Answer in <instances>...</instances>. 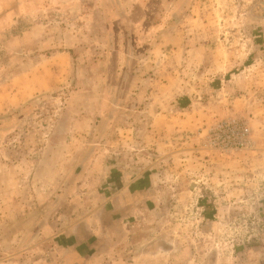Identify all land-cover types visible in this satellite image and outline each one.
I'll return each instance as SVG.
<instances>
[{
  "label": "rangeland",
  "instance_id": "rangeland-1",
  "mask_svg": "<svg viewBox=\"0 0 264 264\" xmlns=\"http://www.w3.org/2000/svg\"><path fill=\"white\" fill-rule=\"evenodd\" d=\"M33 1L0 25V264H264V0Z\"/></svg>",
  "mask_w": 264,
  "mask_h": 264
},
{
  "label": "crops",
  "instance_id": "crops-1",
  "mask_svg": "<svg viewBox=\"0 0 264 264\" xmlns=\"http://www.w3.org/2000/svg\"><path fill=\"white\" fill-rule=\"evenodd\" d=\"M36 7L37 5L33 0H0V25L3 26L9 20L13 21L21 13Z\"/></svg>",
  "mask_w": 264,
  "mask_h": 264
},
{
  "label": "built area",
  "instance_id": "built-area-1",
  "mask_svg": "<svg viewBox=\"0 0 264 264\" xmlns=\"http://www.w3.org/2000/svg\"><path fill=\"white\" fill-rule=\"evenodd\" d=\"M231 133L235 137L232 138V142L229 140V144H226V146L240 148L246 147L249 144V129L247 127H235L234 130H231Z\"/></svg>",
  "mask_w": 264,
  "mask_h": 264
}]
</instances>
